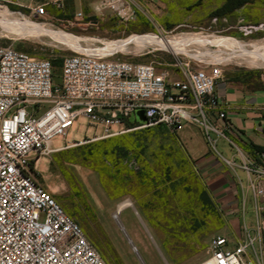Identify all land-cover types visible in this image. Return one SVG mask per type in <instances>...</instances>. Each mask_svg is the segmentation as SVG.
Instances as JSON below:
<instances>
[{
	"label": "rangeland",
	"instance_id": "rangeland-1",
	"mask_svg": "<svg viewBox=\"0 0 264 264\" xmlns=\"http://www.w3.org/2000/svg\"><path fill=\"white\" fill-rule=\"evenodd\" d=\"M93 1L68 0L58 10L48 6L42 17L32 11L39 0L0 1V45L47 59L54 84L60 82L64 57L93 50L104 58L153 63L171 78L177 77L179 62L207 72L216 65L225 74L264 70L262 13L242 14L237 8L220 15L224 3L198 2L187 7L188 18L163 17L156 10L159 27L154 28L143 19L123 23L106 12L95 14ZM78 11L81 19L75 18ZM128 41L125 48L116 46ZM198 120L171 132L160 124L139 128L132 118L125 129H134L97 139L101 129L79 118L66 138L55 140L64 148L37 161L36 178L105 264H203L210 240L225 235L220 233L224 218L191 154L210 153L231 172L238 168L253 175V165L221 128H210L214 122L206 128ZM219 142L231 146L233 158L222 154ZM123 203L130 206L117 211ZM260 259L264 264V241Z\"/></svg>",
	"mask_w": 264,
	"mask_h": 264
},
{
	"label": "built area",
	"instance_id": "built-area-1",
	"mask_svg": "<svg viewBox=\"0 0 264 264\" xmlns=\"http://www.w3.org/2000/svg\"><path fill=\"white\" fill-rule=\"evenodd\" d=\"M66 1L45 0L33 14L42 17L46 7L62 9ZM158 7L151 0H94L92 10L123 23L143 19L156 28ZM82 17L76 12V19ZM174 67L177 77L171 78L153 63L104 58L93 50L64 57L54 84L47 59L0 45V264H105L79 224L38 182L36 163L64 148L55 140L66 138L79 118L101 129L97 139L134 129H125V120L136 119L137 111L145 119L139 128L160 124L177 132L184 122L199 124V116L206 128L210 120L212 130L221 128L216 121L223 120L224 102L215 94L221 70L180 62ZM252 174L262 180L264 169L253 167ZM250 187L255 212L262 215L263 189L254 181ZM259 218L253 228L214 236L203 264H259Z\"/></svg>",
	"mask_w": 264,
	"mask_h": 264
},
{
	"label": "crops",
	"instance_id": "crops-1",
	"mask_svg": "<svg viewBox=\"0 0 264 264\" xmlns=\"http://www.w3.org/2000/svg\"><path fill=\"white\" fill-rule=\"evenodd\" d=\"M151 1L154 3V0ZM157 1V14L172 17L179 13L188 18L192 17L188 6L198 2L212 6L220 5L225 0ZM41 2L45 0H39L38 3ZM239 8L242 14H264V0L246 3ZM215 94L224 102L223 120L216 122L220 124L231 145L239 150L242 159L248 160L254 168L264 169V70L221 73V78L215 82ZM186 133L188 132H184V135ZM218 145L227 158L234 157L230 145L225 142H219ZM191 159L201 174L209 197L223 215L224 225L220 233L238 234L243 227L253 228L259 217L264 219V214L258 216L255 212L253 190L250 187L251 181L257 182L264 192V178L259 180L238 168L231 172L210 153L193 152ZM258 202L264 205V193Z\"/></svg>",
	"mask_w": 264,
	"mask_h": 264
},
{
	"label": "trees",
	"instance_id": "trees-1",
	"mask_svg": "<svg viewBox=\"0 0 264 264\" xmlns=\"http://www.w3.org/2000/svg\"><path fill=\"white\" fill-rule=\"evenodd\" d=\"M250 1L251 0H225L218 13L222 15L224 13L232 12Z\"/></svg>",
	"mask_w": 264,
	"mask_h": 264
},
{
	"label": "bare ground",
	"instance_id": "bare-ground-1",
	"mask_svg": "<svg viewBox=\"0 0 264 264\" xmlns=\"http://www.w3.org/2000/svg\"><path fill=\"white\" fill-rule=\"evenodd\" d=\"M38 29V32L39 31H42L44 34H47V35H51V34H49L48 32H46V31H44L43 29H41V28H37ZM52 36V35H51ZM53 37V36H52ZM160 38V37H159ZM153 40V43H155L157 40H159V39H157V38H155V39H152ZM66 41V40H65ZM64 41V42H65ZM158 43V42H157ZM113 44V43H112ZM128 44H130L129 43V41L127 42V43H120V44H118V45H116L117 47H120V48H125ZM142 44V43H141ZM160 47H162V46H160ZM174 47V46H173ZM109 48H111L110 46H109ZM175 48V47H174ZM164 49V48H163ZM167 49H169V48H167ZM173 49V48H172ZM128 206H130V204L129 203H123V204H121L119 207H118V209H117V211L118 210H120V209H122V208H125V207H128ZM117 213V212H116ZM115 215V214H114Z\"/></svg>",
	"mask_w": 264,
	"mask_h": 264
},
{
	"label": "water",
	"instance_id": "water-1",
	"mask_svg": "<svg viewBox=\"0 0 264 264\" xmlns=\"http://www.w3.org/2000/svg\"><path fill=\"white\" fill-rule=\"evenodd\" d=\"M135 117L138 122H143L145 120L142 115V111L135 112Z\"/></svg>",
	"mask_w": 264,
	"mask_h": 264
}]
</instances>
